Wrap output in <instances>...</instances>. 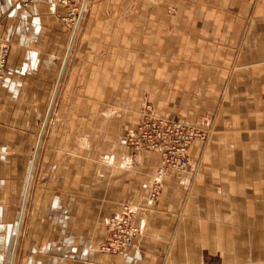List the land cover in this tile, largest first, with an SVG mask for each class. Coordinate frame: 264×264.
<instances>
[{
  "label": "crops",
  "instance_id": "1",
  "mask_svg": "<svg viewBox=\"0 0 264 264\" xmlns=\"http://www.w3.org/2000/svg\"><path fill=\"white\" fill-rule=\"evenodd\" d=\"M97 3L73 56V89L81 66L93 75L105 61L142 63L144 44H158L163 30L169 41L190 45L180 75L193 77L197 92L191 107L200 117L191 123L211 130L207 142L190 147L187 170L166 175L155 202L144 197L138 203L141 233L120 253L105 254V264H264V0ZM64 13L49 0L27 7L0 0V43L8 48L0 88V264L15 263L26 204L33 225L24 264H92L88 248L80 250V233L65 239L64 229L52 233L45 225L64 221L63 163H57L62 149L48 143L43 149L40 138L63 72L70 31L60 20ZM114 42L121 47L115 56L107 51ZM121 67L117 75H128ZM149 152L159 160L151 189L163 159L159 151ZM43 203H50L49 215L35 211Z\"/></svg>",
  "mask_w": 264,
  "mask_h": 264
},
{
  "label": "rangeland",
  "instance_id": "2",
  "mask_svg": "<svg viewBox=\"0 0 264 264\" xmlns=\"http://www.w3.org/2000/svg\"><path fill=\"white\" fill-rule=\"evenodd\" d=\"M97 1L87 0L78 27L64 23L60 18L69 27V38L64 46L63 72L56 81L57 88L47 117L43 120L40 138L44 143L43 149L47 143L54 148L57 144L58 149H62L57 163H63L64 178V221L61 223L49 220L45 225L52 233L57 228L64 229L65 239L73 236L72 233H80L78 238L82 242L81 252L88 248L92 264H105V254L115 255L126 249L117 252L104 250L103 245L107 239L106 220L119 212L126 203L137 207L138 211V203L150 195L149 181L159 163V160L150 156L155 153H145L151 150H138L128 140L137 132L143 113L151 107L158 117L189 123L198 120L200 115L199 109L191 107L195 99L198 101L197 92L192 89L195 87L191 81L193 77L180 75L187 69L184 53L189 52L190 45L177 43L174 39L169 41L170 34L163 30H160L158 44H144L142 63L132 60L105 61L96 66L93 75H89V72L87 75L81 66L80 77L76 82L79 85L75 83L73 89V56L83 44L84 23L86 24L92 7L98 4ZM49 3L52 5L51 0ZM59 8L64 10V16L66 10ZM113 40L115 41V37ZM119 49L121 47L114 42L107 51L115 56L120 54ZM130 49H134V46L129 45L127 50L128 53H133L129 52ZM120 65L122 69L124 66L127 68L128 75H117ZM136 67L139 69L138 73L141 71L138 75L134 74ZM105 68L109 70L106 71ZM175 71L178 72L177 75L174 74ZM192 115L194 117H190ZM197 127L202 128L205 134L204 139L198 140L207 142L211 130ZM40 153L41 148L35 154L37 173L41 164ZM144 155H149L150 158L145 160ZM53 160L55 164V155ZM49 204L36 205L38 208L35 211L49 215ZM18 206L21 211L22 205ZM29 212L30 204H26L21 230L17 236L14 264H24L26 258L25 240L33 225L30 223ZM18 221L19 219L17 224ZM68 250L67 255H70L71 245ZM36 257L39 258V253Z\"/></svg>",
  "mask_w": 264,
  "mask_h": 264
},
{
  "label": "built area",
  "instance_id": "3",
  "mask_svg": "<svg viewBox=\"0 0 264 264\" xmlns=\"http://www.w3.org/2000/svg\"><path fill=\"white\" fill-rule=\"evenodd\" d=\"M83 1V0H82ZM23 7H27L33 0H19ZM84 2V1H83ZM81 0H51L53 6L62 7L66 14L61 16L64 23L79 26L84 10ZM0 14V25L2 21ZM8 65V48L0 43V88L5 83ZM205 134L189 122L177 119L158 117L151 107L143 113L137 132L128 140L135 144L138 150L159 151L162 155V166L156 174L151 187L149 200L156 201L163 180L173 170L186 171L190 164L189 149L198 139H204ZM107 239L104 250L117 252L131 246L140 234L141 227L137 223V207L123 204L121 210L106 220Z\"/></svg>",
  "mask_w": 264,
  "mask_h": 264
},
{
  "label": "bare ground",
  "instance_id": "4",
  "mask_svg": "<svg viewBox=\"0 0 264 264\" xmlns=\"http://www.w3.org/2000/svg\"><path fill=\"white\" fill-rule=\"evenodd\" d=\"M86 2H87V0L84 1V10H85V7H86ZM23 216H24V212H23ZM23 216H22L21 224H22V222H23ZM20 229H21V226H20ZM13 261H14V260H13Z\"/></svg>",
  "mask_w": 264,
  "mask_h": 264
}]
</instances>
